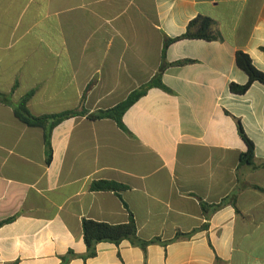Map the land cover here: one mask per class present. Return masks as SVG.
I'll return each mask as SVG.
<instances>
[{
  "label": "crops",
  "instance_id": "obj_1",
  "mask_svg": "<svg viewBox=\"0 0 264 264\" xmlns=\"http://www.w3.org/2000/svg\"><path fill=\"white\" fill-rule=\"evenodd\" d=\"M202 16L219 41L170 45L168 91L153 88L124 115L127 131L88 115L115 108L156 76L166 40ZM264 0H0V264H264V169L241 165L247 146L264 163V85L242 96L237 52L264 72ZM28 95L35 117L85 112L52 132L21 121ZM125 187L94 191L95 182ZM236 197L207 221L203 206ZM138 236L173 241L144 251L124 241L84 260L83 221L129 222ZM208 230H201L206 224Z\"/></svg>",
  "mask_w": 264,
  "mask_h": 264
},
{
  "label": "trees",
  "instance_id": "obj_2",
  "mask_svg": "<svg viewBox=\"0 0 264 264\" xmlns=\"http://www.w3.org/2000/svg\"><path fill=\"white\" fill-rule=\"evenodd\" d=\"M182 40H204L207 42L219 41L222 40L220 34L217 32L215 28V22L209 18H205L202 16L197 17L193 21H191L187 27L186 33L176 39H168L166 40L164 52H163V63L156 74V76L151 80L147 85L139 88L137 91L133 92L126 101L122 102L115 108L109 110H102L97 113L88 115V118L91 120H103L110 119L117 123L119 128L124 131H127L124 123L123 117L125 113L135 105L142 97H144L151 89L159 88L165 91L169 89L163 84V75L170 67H183L189 64L195 63L193 60H182L175 63H168L166 60V52L171 44L182 41ZM264 51V49H263ZM236 64L237 67L243 71L247 77L248 82L245 85H239L236 83H231L229 88L231 93L235 95H245L251 87L255 83H259L264 85V72L260 71L254 64L250 55L239 51L236 55ZM31 98V95H28L22 99L19 106L15 109L18 118L23 121L25 124L31 127L42 128L45 131V143H46V151H47V161L51 162L52 159V144L51 137L53 130L63 121L67 119L74 118L76 116H84L85 112L78 111H70L62 114L55 115H45L41 117L33 116L28 110V102ZM0 102L4 104H9L6 95L0 94ZM237 128L240 137L243 139L247 146V151L241 156V165H249L253 168V170L264 169V163L257 165L255 163V144L253 141L247 136L245 129L241 120L236 119ZM255 189L264 192V189L258 186L254 187ZM125 187L113 183V182H95L92 185V190L94 191H113L120 192L124 190ZM229 199H225L223 202L217 205L212 206H203V210L205 212L207 221L210 219L212 213L221 209L224 205L232 204L236 208V197L231 198V203H229ZM13 221V218L0 222V227L4 226L7 223ZM209 224L206 223L201 230H208ZM198 231L191 232L189 234L178 233L175 240H179L181 238H192L195 233ZM83 235L84 241L87 246V253L82 256L84 260H88L90 258H94L98 254V245L101 243H110L116 246H120L124 241H129L131 245L134 247H139L142 250L146 251L147 247L151 244H162L164 246L169 245L173 241L162 242L160 238H155L151 241H145L138 236V227L134 215L130 214V219L128 223L125 224H107L103 222H97L94 220H84L83 221ZM73 251H69V253L62 258L61 264H69L73 259L78 258ZM8 264H17V263H8Z\"/></svg>",
  "mask_w": 264,
  "mask_h": 264
}]
</instances>
